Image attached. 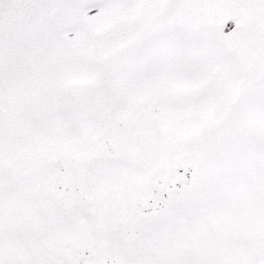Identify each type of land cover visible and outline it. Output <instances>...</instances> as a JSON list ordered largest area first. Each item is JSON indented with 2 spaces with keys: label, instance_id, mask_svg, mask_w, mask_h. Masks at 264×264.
I'll return each instance as SVG.
<instances>
[{
  "label": "snow or ice",
  "instance_id": "6c2138e0",
  "mask_svg": "<svg viewBox=\"0 0 264 264\" xmlns=\"http://www.w3.org/2000/svg\"><path fill=\"white\" fill-rule=\"evenodd\" d=\"M0 264H264V0H0Z\"/></svg>",
  "mask_w": 264,
  "mask_h": 264
}]
</instances>
